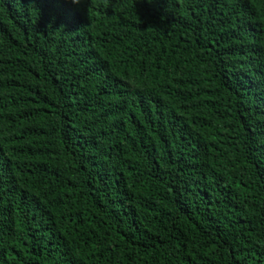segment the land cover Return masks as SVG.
Returning a JSON list of instances; mask_svg holds the SVG:
<instances>
[{"label": "trees", "instance_id": "16d2710c", "mask_svg": "<svg viewBox=\"0 0 264 264\" xmlns=\"http://www.w3.org/2000/svg\"><path fill=\"white\" fill-rule=\"evenodd\" d=\"M0 264H264V0H0Z\"/></svg>", "mask_w": 264, "mask_h": 264}, {"label": "clouds", "instance_id": "9594fccd", "mask_svg": "<svg viewBox=\"0 0 264 264\" xmlns=\"http://www.w3.org/2000/svg\"><path fill=\"white\" fill-rule=\"evenodd\" d=\"M71 2L74 3V4H79V3L82 2V0H71Z\"/></svg>", "mask_w": 264, "mask_h": 264}]
</instances>
